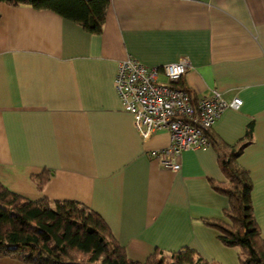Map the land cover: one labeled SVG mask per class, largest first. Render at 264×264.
<instances>
[{
    "label": "crops",
    "instance_id": "0c3cea01",
    "mask_svg": "<svg viewBox=\"0 0 264 264\" xmlns=\"http://www.w3.org/2000/svg\"><path fill=\"white\" fill-rule=\"evenodd\" d=\"M161 65L187 56L179 85L198 99L217 89L225 108L211 130L235 144L252 181L253 213L264 238V0H109L91 32L49 9L0 2V182L29 199H75L103 217L128 257L156 247H191L207 260L240 264L204 218L227 220L225 181L211 143L183 150L178 170L153 149L167 129L143 139L117 94L118 62ZM161 80L164 77L160 76ZM50 171L38 188L33 175ZM0 264H28L0 256Z\"/></svg>",
    "mask_w": 264,
    "mask_h": 264
},
{
    "label": "trees",
    "instance_id": "16d2710c",
    "mask_svg": "<svg viewBox=\"0 0 264 264\" xmlns=\"http://www.w3.org/2000/svg\"><path fill=\"white\" fill-rule=\"evenodd\" d=\"M10 5L49 9L100 32L109 0H0ZM189 94L190 90L184 87ZM194 102L195 99L192 98ZM250 122L235 144L220 141L211 128L209 142L218 150V164L225 181L211 179L212 187L228 197L223 210L227 220L204 218L219 231L224 245L236 247L240 264H264V238L251 201L252 181L237 157L252 140ZM50 171L33 175L38 188ZM0 256H11L28 264H220L207 260L197 250L183 247L165 251L156 247L144 261L127 256L99 212L75 199H29L0 182Z\"/></svg>",
    "mask_w": 264,
    "mask_h": 264
},
{
    "label": "built area",
    "instance_id": "2783aa9c",
    "mask_svg": "<svg viewBox=\"0 0 264 264\" xmlns=\"http://www.w3.org/2000/svg\"><path fill=\"white\" fill-rule=\"evenodd\" d=\"M189 65L187 56L161 65H146L127 56L118 62L114 77L121 105L132 113L133 126L143 139L155 130H168L169 144L150 153L172 170L179 169L178 156L183 150L210 143L206 131L225 108L237 109L242 104L239 96L226 100L217 89L193 102L189 92L178 84Z\"/></svg>",
    "mask_w": 264,
    "mask_h": 264
},
{
    "label": "clouds",
    "instance_id": "9594fccd",
    "mask_svg": "<svg viewBox=\"0 0 264 264\" xmlns=\"http://www.w3.org/2000/svg\"><path fill=\"white\" fill-rule=\"evenodd\" d=\"M176 71H177V72H180V71H182V69H176Z\"/></svg>",
    "mask_w": 264,
    "mask_h": 264
}]
</instances>
